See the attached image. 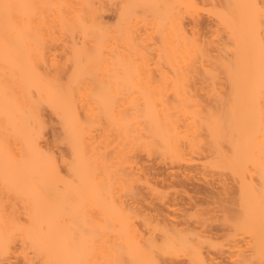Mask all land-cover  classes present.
I'll use <instances>...</instances> for the list:
<instances>
[{
    "label": "bare ground",
    "instance_id": "bare-ground-1",
    "mask_svg": "<svg viewBox=\"0 0 264 264\" xmlns=\"http://www.w3.org/2000/svg\"><path fill=\"white\" fill-rule=\"evenodd\" d=\"M186 261L264 264V0H0V264Z\"/></svg>",
    "mask_w": 264,
    "mask_h": 264
},
{
    "label": "rangeland",
    "instance_id": "rangeland-1",
    "mask_svg": "<svg viewBox=\"0 0 264 264\" xmlns=\"http://www.w3.org/2000/svg\"><path fill=\"white\" fill-rule=\"evenodd\" d=\"M201 22L205 25V26H207V25H210L211 24V19L207 16V15H204V16H202L201 17ZM146 165H150V164H152L151 162H146L145 163ZM154 168H155V170L153 171V172H157V173H159V174H161V175H159V176H157V177H154L153 175H151L150 176V178L153 180V181H155V182H157V183H159L158 184V187L159 188H164L163 189V191L164 192H166L167 193V199L169 198V200H167V201H169L170 203H171V205H169L168 204V202H167V204L164 206V209H165V211L167 212H170V214L172 215L174 212H175V214H178V215H176L177 217L178 216H180V212H182L181 210H183V208H185V209H188V210H190L189 211V213L190 214H192V211H191V209H190V204H197V205H200L199 207L201 208V207H208V208H210L211 206H213L212 205V203H210V205H209V203L208 204H205V206H204V204L203 203H207V201H209V202H211V201H213L211 198V192H210V190H212V192H215V190H216V192H218V191H220V188H219V184H218V186L217 185H215L214 183H212L213 182V180H215V182L217 181L216 179L218 178V179H220L219 178V176H220V174L218 173V174H216V173H213V174H216V175H213V174H211L210 173V175H207V177H208V181H209V179H212V181H211V184L212 185H214V186H212L211 184H206L204 181H203V179L204 178H206V177H203L202 179H200L201 177H200V174L198 175V176H196V178H193L192 180H189V179H185V178H182V177H180V175L179 176H177V173L179 172L180 173V171H178V170H174V169H171L170 167H169V165H163V164H158V163H155L154 164V166H153ZM197 171V170H196ZM196 171H194L193 173L195 174V172ZM176 172V173H175ZM172 173H173V175H172ZM171 174V175H170ZM193 174V175H194ZM195 175H197V174H195ZM219 175V176H218ZM210 176V177H209ZM214 176V177H213ZM221 176H224V175H221ZM222 178V177H221ZM225 178V177H224ZM223 178V179H224ZM185 179V180H184ZM205 181H206V179H205ZM174 182H176L177 184L178 183H183L182 185L180 184V186L179 187H177L176 188V186H178L177 184H175ZM210 182V181H209ZM218 183V182H217ZM172 184V185H175V187L174 186H172V188H170V185ZM162 185H163V187H162ZM164 185H169V187L167 186H164ZM218 188V189H217ZM146 197V196H145ZM149 196H147V198H148ZM211 197V198H210ZM173 201H172V200ZM172 202H171V201ZM211 200V201H210ZM177 203V204H175L174 206L172 205V203ZM152 203H154V204H159V201L158 200H156V199H152V198H150V199H147V201H145V205H143V203H142V205L144 206V208H147V205L148 204H152ZM141 205V206H142ZM146 206V207H145ZM149 206H151V205H149ZM210 206V207H209ZM217 206V205H216ZM214 207H215V205H214ZM212 208V207H211ZM194 211V210H193ZM171 212H173V213H171ZM180 213V214H179ZM183 213V212H182ZM217 214V213H216ZM220 214V213H219ZM219 214H217V215H219ZM173 217V216H172ZM213 233H215V234H219L220 235V232H217V231H213ZM222 234V233H221ZM224 257V256H223ZM226 259H224L223 258V260L221 259L220 261H222L223 263H224V261H225ZM183 261V260H182ZM181 264H187V261H186V263L185 262H181Z\"/></svg>",
    "mask_w": 264,
    "mask_h": 264
}]
</instances>
